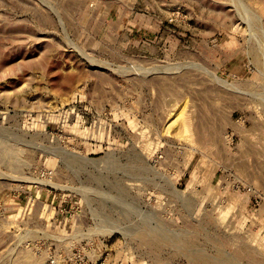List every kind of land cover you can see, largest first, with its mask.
I'll return each instance as SVG.
<instances>
[{
    "label": "rangeland",
    "instance_id": "obj_1",
    "mask_svg": "<svg viewBox=\"0 0 264 264\" xmlns=\"http://www.w3.org/2000/svg\"><path fill=\"white\" fill-rule=\"evenodd\" d=\"M263 51L264 0H0V264H264Z\"/></svg>",
    "mask_w": 264,
    "mask_h": 264
},
{
    "label": "bare ground",
    "instance_id": "obj_2",
    "mask_svg": "<svg viewBox=\"0 0 264 264\" xmlns=\"http://www.w3.org/2000/svg\"><path fill=\"white\" fill-rule=\"evenodd\" d=\"M263 53H264V51H263ZM257 64H258V63H257ZM220 85H223V83L220 84ZM227 87H228V86H227ZM223 126H224V125H223ZM1 143H2V142H1ZM1 143H0V144H1ZM4 144H6V143H3V145H4ZM3 145H2V147H4V146L6 147V145H4V146H3ZM7 145H8V144H7ZM7 147H9V146H7ZM7 147H6V148H7ZM9 148H10V147H9ZM1 149H2V148H1ZM2 151H3V150H2ZM4 151H5V150H4ZM4 151H3V152H4ZM5 153H6V151H5ZM174 195H175V194H174ZM186 200H187V198H186ZM122 202H123V201H122ZM123 203H125V202H123ZM183 203H184V202H183ZM189 203H190V202H189ZM189 203H188V205H191V206H192V204H189ZM186 205H187V203H186ZM186 205H185V206H186ZM126 206H127V204L125 205V207H126ZM131 207H133V206H131ZM131 207H129V208H131ZM183 207H184V205H183ZM189 207H190V206H189ZM135 209H136V207H135ZM135 209L133 208V210H135ZM189 209H190V208H189ZM131 210H132V208H131ZM133 210L130 211V212H137V211H133ZM148 215H149V214H148ZM148 215H145V219H144V221L147 219V220H146L147 223H148L149 221H151L150 218H149V220H148V217H149ZM146 216H148V217H146ZM151 216H152V215H151ZM143 218H144V216H143ZM152 218H153V217H152ZM142 221H143V220H142ZM111 222H112V221H111ZM147 223H146V225H147ZM142 224L145 225L143 222H142ZM146 225H145V226H146ZM101 227H102V228L104 227L103 224H102ZM109 229H110V228H108L107 230H109ZM115 229H116V228H115ZM134 229H135V231H136V229H138V228H134ZM97 230H98V229H97ZM101 230H102V229L100 228V232H101ZM104 230H106V229H104ZM112 230H113V229H112ZM104 232H106V231H104ZM104 232H103V230H102V234H103ZM97 233H99V232L97 231ZM109 233L111 234V233H113V231H112V232L109 231ZM100 234H101V233H100ZM107 234H108V233H107ZM124 234H125V233H124ZM104 235H105V233H104ZM125 235H126V234H125ZM196 249H197V248H196ZM237 250H238V249H237ZM196 252H197V251H196ZM250 258H251V257H250ZM228 261L230 262V260H228ZM229 262H228V264H229Z\"/></svg>",
    "mask_w": 264,
    "mask_h": 264
}]
</instances>
